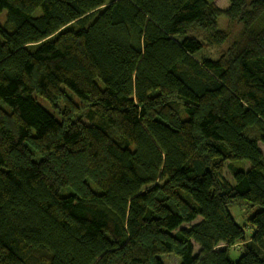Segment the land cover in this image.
Instances as JSON below:
<instances>
[{
	"label": "trees",
	"instance_id": "obj_1",
	"mask_svg": "<svg viewBox=\"0 0 264 264\" xmlns=\"http://www.w3.org/2000/svg\"><path fill=\"white\" fill-rule=\"evenodd\" d=\"M226 1L0 0V264H264V0Z\"/></svg>",
	"mask_w": 264,
	"mask_h": 264
},
{
	"label": "rangeland",
	"instance_id": "obj_2",
	"mask_svg": "<svg viewBox=\"0 0 264 264\" xmlns=\"http://www.w3.org/2000/svg\"><path fill=\"white\" fill-rule=\"evenodd\" d=\"M216 5L220 7L221 9L227 8V1L226 0H216ZM1 19V18H0ZM218 26L221 30L226 31L228 33L236 32L237 25L234 23L231 25L224 17H220L218 19ZM224 48H208L205 47L203 50H201L198 55H196L197 59H216L218 58L219 52H221ZM262 150L264 152V149L262 147ZM227 174V170L225 171ZM230 214L234 217L235 222L239 225H241L244 222V216H245V210L240 208H231ZM240 253L238 251L231 249L230 250V257L232 260H236L238 258ZM161 261L164 264H179V260L172 254L169 255H162L160 256Z\"/></svg>",
	"mask_w": 264,
	"mask_h": 264
}]
</instances>
